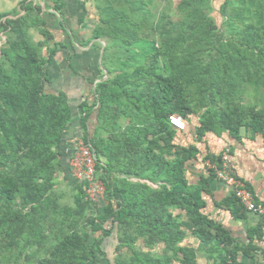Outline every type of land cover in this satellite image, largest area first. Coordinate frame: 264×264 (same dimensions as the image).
<instances>
[{
	"label": "trees",
	"instance_id": "1",
	"mask_svg": "<svg viewBox=\"0 0 264 264\" xmlns=\"http://www.w3.org/2000/svg\"><path fill=\"white\" fill-rule=\"evenodd\" d=\"M42 1L44 8L21 0L0 13V264H101L115 232V264H197L176 211L189 214L202 241L213 236L201 188L186 178L198 147L175 143L180 129L169 116L187 126L197 119L198 139L227 132L264 142V0H223L221 26L212 0H92L91 39L106 40L100 67L107 77L80 105L79 136L92 146L105 185L99 213L85 182L76 181L71 199L57 188L72 109L47 84L55 53L67 45L44 18L48 9L61 14L62 2ZM206 157L215 163L220 155ZM207 171L201 184L215 178ZM215 231L226 264L234 259L231 240Z\"/></svg>",
	"mask_w": 264,
	"mask_h": 264
},
{
	"label": "crops",
	"instance_id": "2",
	"mask_svg": "<svg viewBox=\"0 0 264 264\" xmlns=\"http://www.w3.org/2000/svg\"><path fill=\"white\" fill-rule=\"evenodd\" d=\"M44 8L42 0H38ZM62 2L61 14L53 9L46 10L44 18L52 30L55 41H62L66 48H60L54 55V60L49 68L48 78L50 84L47 88L51 92L62 91L67 95L72 109L71 121L66 129L65 147L69 160L65 167H61L58 177V190L65 199H71L76 192V181L70 169V158L73 145L79 137V122L81 118L80 105L85 101H93V88L99 77L106 72L100 67L102 48L95 47L99 42L103 45L105 40L91 39L96 10L90 2L86 5L82 0H59ZM18 0H0V11L3 8L13 9ZM44 10V9H43ZM22 13V11H21ZM82 20V21H80ZM92 24V25H91ZM87 34V35H86ZM41 39V37L37 38ZM88 41L87 44H83ZM72 45V46H71ZM90 81H93L91 83ZM197 119L177 132L175 143L180 146L195 145L198 147L195 159L186 171L189 185L201 188L200 197L204 203L202 213L206 217L211 238L202 241L192 230L194 224L187 212L176 211L183 214L182 224L187 232L184 245H189L195 250L197 264H222L225 259L224 252L217 246L215 227L227 232L230 237V249L233 251V261L237 264H263L264 262V225L261 219L253 213L239 207L233 199L232 190L222 181L210 178L207 183H202V178L208 175L205 167L207 154L218 157L228 150V164L232 171L246 184L252 192L254 200L264 203V142L261 135L252 136L242 133L238 138H233L227 132L215 134L206 132L201 139L195 135ZM96 114L90 118V130L96 126ZM79 131V132H78ZM133 180H136L133 178ZM146 181V180H141ZM151 184L150 182L146 181ZM156 187L155 184H151ZM103 204H96V212L103 210ZM116 232L103 243L107 258L101 264H115L113 254L117 239ZM142 245V242H138ZM146 250L145 247H143ZM159 251V249H157ZM232 259V258H231Z\"/></svg>",
	"mask_w": 264,
	"mask_h": 264
},
{
	"label": "built area",
	"instance_id": "3",
	"mask_svg": "<svg viewBox=\"0 0 264 264\" xmlns=\"http://www.w3.org/2000/svg\"><path fill=\"white\" fill-rule=\"evenodd\" d=\"M170 123L177 129H183L186 122L178 115L169 116ZM205 167L214 172L215 178L229 186L237 198L239 204L246 211L257 215L264 225V203L254 200L252 192L230 168L228 164V150L220 154L217 162L205 161ZM72 176L86 183L87 198L96 204H106L104 182L96 174V157L92 146L83 140L81 136L74 143L73 153L70 159ZM226 264H237L231 258ZM264 264V262H263Z\"/></svg>",
	"mask_w": 264,
	"mask_h": 264
},
{
	"label": "rangeland",
	"instance_id": "4",
	"mask_svg": "<svg viewBox=\"0 0 264 264\" xmlns=\"http://www.w3.org/2000/svg\"><path fill=\"white\" fill-rule=\"evenodd\" d=\"M21 0H18V3L20 2ZM222 1L223 0H212V5H213V8H214V10H213V12H212V16L214 17V19H215V21H216V23H217V25L218 26H221V23H222V17H221V15H220V13H219V7H220V4L222 3ZM92 3L93 4V1L92 0H88L87 2H86V5H88V3ZM176 2H177V0H176ZM175 2V3H176ZM18 3H17V6H18ZM94 9H95V6L93 5L92 6ZM9 10H11V9H8V8H3V11H5V12H7V11H9ZM177 11V9L175 8V6L172 8V10H171V13H172V15L174 16V17H178L179 16V14L176 12ZM0 13H2V11H0ZM23 13V12H22ZM92 25V24H91ZM32 35H33V38L34 39H37V38H39L40 36H39V34H37V33H35V32H33L32 31ZM87 35V34H86ZM103 40H105V39H103ZM102 40V41H103ZM4 41H5V36H2V34H0V46L2 45V43H4ZM106 41V40H105ZM106 43V42H105ZM105 43L103 42V44H104V46H105ZM103 50H104V48H103ZM249 100H250V102H253V98L250 96L249 97ZM195 120V119H194Z\"/></svg>",
	"mask_w": 264,
	"mask_h": 264
},
{
	"label": "water",
	"instance_id": "5",
	"mask_svg": "<svg viewBox=\"0 0 264 264\" xmlns=\"http://www.w3.org/2000/svg\"><path fill=\"white\" fill-rule=\"evenodd\" d=\"M103 48H104V44L102 45V50H103Z\"/></svg>",
	"mask_w": 264,
	"mask_h": 264
}]
</instances>
